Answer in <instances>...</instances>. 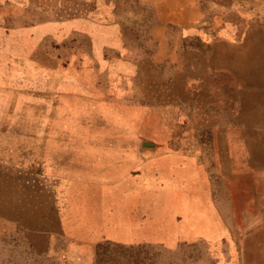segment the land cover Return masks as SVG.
Listing matches in <instances>:
<instances>
[{
    "label": "rangeland",
    "instance_id": "1",
    "mask_svg": "<svg viewBox=\"0 0 264 264\" xmlns=\"http://www.w3.org/2000/svg\"><path fill=\"white\" fill-rule=\"evenodd\" d=\"M133 147L196 152L199 229L112 238L102 160ZM0 264H264V0H0Z\"/></svg>",
    "mask_w": 264,
    "mask_h": 264
},
{
    "label": "crops",
    "instance_id": "2",
    "mask_svg": "<svg viewBox=\"0 0 264 264\" xmlns=\"http://www.w3.org/2000/svg\"><path fill=\"white\" fill-rule=\"evenodd\" d=\"M233 99L239 100L242 107L235 117L231 110ZM244 104V99L235 96L229 104L227 101L225 122L227 126L231 123L228 129L230 148L233 150L236 139L241 138V145L246 148L242 147L240 155L251 154L258 159L259 151L250 150L249 146L262 137L254 131L260 120L252 115L253 112L243 110ZM108 151L118 156L102 160L105 170L97 186L96 198H113L110 211L114 219L113 239L126 243L162 242L166 239L164 234L162 236L164 224L166 228L174 227L179 218L178 229H182L175 235H186L184 227L189 217L193 219L192 227L199 229L202 198H213V195L209 178L204 173L206 168L196 152L178 149L154 153L137 147ZM185 204H196L195 216L184 209Z\"/></svg>",
    "mask_w": 264,
    "mask_h": 264
}]
</instances>
